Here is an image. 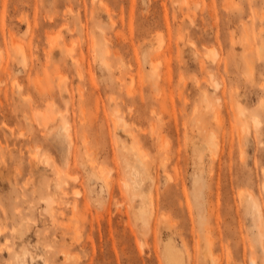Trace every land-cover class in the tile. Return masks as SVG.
I'll use <instances>...</instances> for the list:
<instances>
[{
	"label": "rangeland",
	"instance_id": "rangeland-1",
	"mask_svg": "<svg viewBox=\"0 0 264 264\" xmlns=\"http://www.w3.org/2000/svg\"><path fill=\"white\" fill-rule=\"evenodd\" d=\"M0 264H264V0H0Z\"/></svg>",
	"mask_w": 264,
	"mask_h": 264
},
{
	"label": "bare ground",
	"instance_id": "bare-ground-1",
	"mask_svg": "<svg viewBox=\"0 0 264 264\" xmlns=\"http://www.w3.org/2000/svg\"><path fill=\"white\" fill-rule=\"evenodd\" d=\"M60 80H61V79H60ZM59 82H60V81H59ZM36 84H37V83H36ZM58 85H59V84H58ZM59 87H60V86H59ZM62 88H63V86H62ZM62 88H61V89H62ZM64 88H65V87H64ZM64 88H63V89H64ZM40 89H41V88H40ZM40 89L37 88V90H39V91H40ZM59 89H60V88H59ZM39 91H38V92H39ZM63 91H64V90H63ZM65 91H66V90H65ZM67 91H68V89H67ZM42 97H43V96H42ZM38 115H39V114H38ZM28 119H29V118H28ZM48 119H49V118H48ZM46 120H47V119H46ZM41 122H42V121H41ZM45 122H46V121H45ZM39 124H40V123H39ZM39 124H38V125H39ZM41 125H42V123H41ZM43 125H45V124H43ZM83 125H84V124H83ZM83 125H82V126H83ZM64 126H65V125H64ZM64 126H63V129H64ZM42 127H44V126H42ZM65 128H66V127H65ZM43 129H44V128H43ZM44 130H45V129H44ZM44 130H43V131H44ZM65 130H66V129H65ZM44 132H45V131H44ZM42 133H43V132H42ZM48 133H49V132H47L46 134L48 135ZM73 133H74V132H73ZM67 134H68V133H67ZM68 135H70V134H68ZM68 135H66V136H68ZM83 137H84V136H83ZM68 138H69V137H68ZM70 138H71V137H70ZM70 138H69V141H70ZM74 139H75V138H74ZM71 141H73V140H71ZM86 141H87V140H86ZM86 141H85V142H86ZM29 142H30V140H29ZM83 142H84V141H83ZM69 143H70V142H69ZM32 144H33V143H32ZM70 144H71V143H70ZM70 144H69V145H70ZM82 145H83V144H82ZM30 146H31V145H30ZM36 147H39V146L37 145ZM31 148H33V147H31ZM86 148H87V147H86ZM39 149H40V148H39ZM39 149H37V150H39ZM70 149H71V148H70ZM31 150H32V149H31ZM34 150H35V149H34ZM91 150H92V149H91ZM92 151H93V150H92ZM32 152H33V151H32ZM35 152H36V151H35ZM29 153H31V152H29ZM88 153H89V150H88ZM37 154H38V153H36V155H37ZM39 154H40V153H39ZM39 154H38V155H39ZM84 154H85V153H84ZM139 154H140V153H139ZM33 155H34V154H33ZM29 156H30V155H29ZM34 157H37V156H34ZM43 157H44V156H43ZM69 157H70V156H69ZM71 157H74L73 154H72ZM30 158H31V157H30ZM45 158H46V157H45ZM65 158H66V157H65ZM37 159H38V158H37ZM39 159L41 160V157H39ZM72 159H73V158H72ZM30 160H32V159H30ZM30 160H28V162H29ZM44 161H47V160H44ZM66 161H67V160L65 159V162H66ZM89 161H90V160H89ZM47 162H48V161H47ZM124 162H126V161H124ZM29 163H30V162H29ZM33 163H34V161H33ZM40 163H41V161H40ZM42 163H43V162H42ZM37 164H39V163H37ZM63 164H64V162H63ZM67 164H68V163H67ZM29 165H31V164H29ZM44 165H45V164H44ZM65 165H66V164H65ZM68 165H69V164H68ZM31 166H32V165H31ZM51 167H53V166H51ZM67 168H68V167H67ZM55 169H56V168H55ZM55 169L53 168V170H55ZM95 170H97V169H95ZM56 172H57V170H55V174L58 173V172H57V173H56ZM116 172H117V170H116ZM59 173H60V172H59ZM63 173H64V172H63ZM98 173H99V172H98ZM103 173H104V171H103ZM68 174H69V173H68ZM74 175H75V174H74ZM96 175H97V174H96ZM55 176H56V175H55ZM57 176H58V175H57ZM59 176L61 177V175H59ZM100 176H101V175H100ZM64 178H65V177H64ZM105 178H106V177H105ZM55 180H56V181H55V184H54V185H56L57 187H59L58 184H56V183H57V179H55ZM59 180H60V179H59ZM62 180H63V179H62ZM62 180H61V182H62ZM63 181H64V180H63ZM59 182H60V181H59ZM63 183H64V182H62L60 185H62V186L65 187V185H64ZM104 183H105V182H104ZM54 188H55V187H54ZM61 188H62V190H64L63 187H61ZM108 188H109V187H108ZM59 189H60V188H59ZM49 191H50V190H49ZM54 191L56 192V194H54V195H57L58 192H60V193L63 192V191L61 192V190H58V192H57V190H54ZM50 195L53 196V194H49V196H50ZM62 195H63V194H62ZM51 196H50V198H51ZM47 197H48V196H47ZM47 197H46V198H47ZM52 199H53V198H52ZM45 200H46V199H45ZM53 201H54V199H53ZM46 203H47V202H45V205H46ZM45 208H46V206H45ZM51 208H52V207H51ZM51 208H50V210H51ZM50 210H49L48 207H47V211H50ZM52 210H53V209H52ZM50 212H51V211H50ZM48 213H49V212H48ZM49 214H50V213H49ZM50 216H51V215H50Z\"/></svg>",
	"mask_w": 264,
	"mask_h": 264
}]
</instances>
